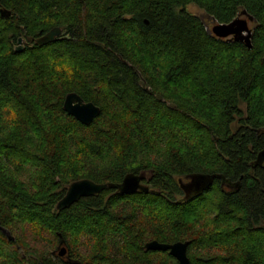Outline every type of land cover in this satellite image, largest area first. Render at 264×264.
<instances>
[{
  "label": "trees",
  "instance_id": "1",
  "mask_svg": "<svg viewBox=\"0 0 264 264\" xmlns=\"http://www.w3.org/2000/svg\"><path fill=\"white\" fill-rule=\"evenodd\" d=\"M0 7V224L15 238L0 230V264H178L152 240L188 241L190 264H264V0ZM243 10L251 48L209 32ZM70 92L101 108L89 125L64 110ZM142 173L147 193L56 207L74 181ZM60 237L75 262L55 258Z\"/></svg>",
  "mask_w": 264,
  "mask_h": 264
},
{
  "label": "water",
  "instance_id": "2",
  "mask_svg": "<svg viewBox=\"0 0 264 264\" xmlns=\"http://www.w3.org/2000/svg\"><path fill=\"white\" fill-rule=\"evenodd\" d=\"M11 13L12 11L10 9L0 7L1 16L9 17ZM214 22H216L215 19ZM250 22H255V18L246 10H243L230 22L215 23V25L209 29V32L220 38H227L231 41L243 42L248 48H251L253 46L252 38L254 29L249 26ZM60 37H64L63 29L57 26L40 37H30L25 41L27 44L36 43L38 45H45L55 42ZM23 40L24 38H19V44L16 47V50L19 52L24 48L22 45ZM63 108L69 115H72L78 121L86 125H89L94 120V118L101 114V108L98 105L93 102L85 101L76 92H70L67 94L64 100ZM258 161H264V150L259 154ZM145 178L146 173H142L128 174L119 184L97 183L88 178L74 181L68 186L64 196L58 201L57 209L63 210L69 208L81 198L99 194L108 188H117L122 194L136 193L138 191H144L147 193L149 192L150 188L148 185L143 183ZM0 230L8 237L9 240L15 239L11 231L1 224ZM60 243L62 244V241ZM188 246V241H178L169 244L162 243L158 240H152L146 243L145 248L147 250L169 251V253L177 259L178 264H190V258L188 257ZM66 251V246H62L59 253L60 255H64Z\"/></svg>",
  "mask_w": 264,
  "mask_h": 264
},
{
  "label": "flooded vegetation",
  "instance_id": "3",
  "mask_svg": "<svg viewBox=\"0 0 264 264\" xmlns=\"http://www.w3.org/2000/svg\"><path fill=\"white\" fill-rule=\"evenodd\" d=\"M25 40L26 39L24 38V40L22 41V43L24 44V47L26 45H28ZM61 241H62V244L60 243ZM60 244H61V246H60ZM62 246H66V245H65L64 239L62 237H60V239H59V245H58L57 249L53 252L55 258L57 260H60L61 262H64V263H73V262H75L74 258L72 257V255L69 253L68 250L66 251V253L64 255H60L59 251L62 248Z\"/></svg>",
  "mask_w": 264,
  "mask_h": 264
},
{
  "label": "rangeland",
  "instance_id": "4",
  "mask_svg": "<svg viewBox=\"0 0 264 264\" xmlns=\"http://www.w3.org/2000/svg\"><path fill=\"white\" fill-rule=\"evenodd\" d=\"M189 9L193 12V13H195V14H197V15H200V16H204L203 15V12L198 8V7H196V6H194V5H190L189 6ZM206 16V15H205ZM242 16V15H241ZM243 16H245V15H243ZM208 22H209V20H207L206 19V23H207V25H209L208 24ZM210 26H212L211 24H210ZM249 26L251 27V28H255V26H256V22H250L249 23ZM22 45L24 46V44L22 43ZM18 46V45H17Z\"/></svg>",
  "mask_w": 264,
  "mask_h": 264
}]
</instances>
